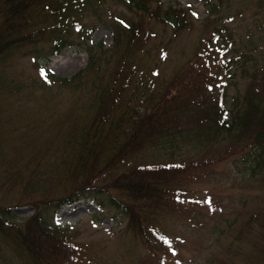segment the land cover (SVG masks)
<instances>
[{
  "label": "rangeland",
  "instance_id": "1",
  "mask_svg": "<svg viewBox=\"0 0 264 264\" xmlns=\"http://www.w3.org/2000/svg\"><path fill=\"white\" fill-rule=\"evenodd\" d=\"M100 1L101 21L89 7L76 13L84 26L94 28L88 44L103 47V52L96 54L99 59L93 68L88 67V52L76 38V27L69 38L74 46L57 56H48L51 43H41L0 64V206L9 209L17 227L23 228L36 208L44 207L42 202L49 200L46 195L64 196L69 190H63L64 179L72 173L69 170L79 150L81 129L103 88L108 92L113 84L110 72L117 58L113 33L118 28L112 24L113 15L142 23L151 36L128 58L135 70L125 96L130 98V106L140 110L144 107L138 104L132 89L137 90L138 97L148 90L163 92L199 57L211 33L222 27L231 34L236 49L234 78L225 86L228 110L231 98L243 94L248 81L246 72L264 67V0H153L186 12L187 27L176 32L118 0ZM212 5L217 11L211 16L208 12ZM218 40V44L223 43L226 37ZM247 59L248 64L244 62ZM217 67L216 63L214 68ZM79 75L80 80L69 85L59 82ZM226 136L219 135L216 142L202 146L184 142L179 143L180 149L147 147L135 156L145 165L183 164L187 159L204 164L179 189L184 191V204L177 205L179 210L171 207L148 226L167 239L166 253L149 233L152 248L140 235L127 232V217L112 207H101L90 193L79 194L77 197L85 199L72 204L53 202L57 217L54 221L53 211L48 215L51 224L59 226L65 241L78 247L65 264H262L254 243L264 236L260 224L264 183L260 172L253 168L255 150L234 144L236 148L232 149L231 142L224 140ZM101 165L100 162L97 171ZM113 179L99 177L91 189L97 190ZM109 193L115 195L113 191ZM0 264H22L3 245L2 237Z\"/></svg>",
  "mask_w": 264,
  "mask_h": 264
},
{
  "label": "trees",
  "instance_id": "2",
  "mask_svg": "<svg viewBox=\"0 0 264 264\" xmlns=\"http://www.w3.org/2000/svg\"><path fill=\"white\" fill-rule=\"evenodd\" d=\"M118 1L158 23L171 26L174 32L187 27L186 12L172 6L164 7L159 1ZM99 3L100 0H0V64H4L11 55L41 43H51L50 55L60 54L73 46L69 41L73 27L79 28L76 38L86 43L94 28L84 26L76 13L89 7L91 14L101 21L103 10L98 7ZM216 11L212 5L209 14ZM112 20V24L118 26L113 33V48L117 56L115 68L110 72V83L113 84L108 92V88H103L101 98L96 101L89 120L81 129L79 150L69 170L72 173L64 179L63 190H69L64 196L46 195L49 200L42 202L43 208H36L23 228L14 224L8 208L0 206L3 245L22 264L66 263L73 246L65 241L60 228L51 224L48 215L55 208L53 202L71 204L85 199V196L77 197L83 193H90V197L102 207H112L127 217V232L140 235L152 248L153 242L148 234V229H152L148 227L151 221L162 212L170 211L171 207L179 210L177 205L184 204V191L179 189L186 180H192L204 164L193 159H187L183 164H140L135 156L147 147L180 149L179 143L184 142L202 146L214 143L219 135L226 134L224 140L232 143H229L232 149L236 145L250 146L255 150L253 168L260 172L264 183V67L246 72L248 81L243 94L231 98L228 110L225 86L234 78L231 68L236 49L225 28L214 30L213 46L199 52V57L176 75L163 92L148 90L138 97L137 90L132 89L138 104L144 107L140 110L130 106V98L125 96L132 86L135 70L134 63L128 58L151 36L140 22L114 15ZM220 36L226 37L222 48L232 52L231 55H219L221 47L216 43ZM85 48L88 67L93 68L99 59L96 54L103 52V47L87 43ZM244 62L248 64L250 59ZM216 63L218 67L214 68ZM79 80L80 75L77 79L73 77L59 82L69 85ZM107 143L111 146L107 147ZM100 162L101 170L97 171ZM81 175L84 177L79 182ZM109 176L114 177L112 182L98 186L97 190L91 189L99 177ZM111 191L115 195L110 194ZM53 213L55 221L57 212ZM260 224L264 227V212L260 215ZM254 246L264 264V236Z\"/></svg>",
  "mask_w": 264,
  "mask_h": 264
},
{
  "label": "snow or ice",
  "instance_id": "3",
  "mask_svg": "<svg viewBox=\"0 0 264 264\" xmlns=\"http://www.w3.org/2000/svg\"><path fill=\"white\" fill-rule=\"evenodd\" d=\"M44 73L42 72V75H43Z\"/></svg>",
  "mask_w": 264,
  "mask_h": 264
},
{
  "label": "bare ground",
  "instance_id": "4",
  "mask_svg": "<svg viewBox=\"0 0 264 264\" xmlns=\"http://www.w3.org/2000/svg\"><path fill=\"white\" fill-rule=\"evenodd\" d=\"M77 216V215H76Z\"/></svg>",
  "mask_w": 264,
  "mask_h": 264
}]
</instances>
